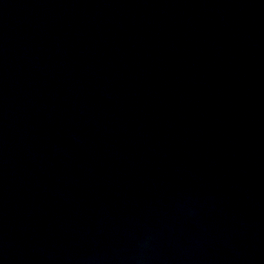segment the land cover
I'll list each match as a JSON object with an SVG mask.
<instances>
[{
  "label": "water",
  "instance_id": "95a60500",
  "mask_svg": "<svg viewBox=\"0 0 264 264\" xmlns=\"http://www.w3.org/2000/svg\"><path fill=\"white\" fill-rule=\"evenodd\" d=\"M264 77V0H201Z\"/></svg>",
  "mask_w": 264,
  "mask_h": 264
}]
</instances>
